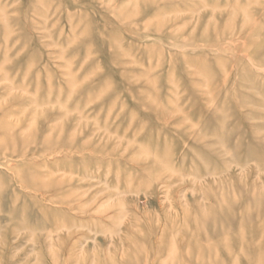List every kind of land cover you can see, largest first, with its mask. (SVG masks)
Wrapping results in <instances>:
<instances>
[{
	"label": "rangeland",
	"instance_id": "rangeland-1",
	"mask_svg": "<svg viewBox=\"0 0 264 264\" xmlns=\"http://www.w3.org/2000/svg\"><path fill=\"white\" fill-rule=\"evenodd\" d=\"M263 249L264 0H0V264Z\"/></svg>",
	"mask_w": 264,
	"mask_h": 264
},
{
	"label": "bare ground",
	"instance_id": "bare-ground-1",
	"mask_svg": "<svg viewBox=\"0 0 264 264\" xmlns=\"http://www.w3.org/2000/svg\"><path fill=\"white\" fill-rule=\"evenodd\" d=\"M151 157V156H150ZM158 157V156H157ZM156 180V179H155ZM262 238V237H261ZM242 249V248H241ZM225 250H226V252L229 254V252L227 251V249L225 248ZM264 250V249H263ZM246 252V251H245ZM189 253V252H188ZM199 253H201V252H199ZM251 257V256H250ZM259 257V256H258ZM258 257H257V259H258ZM252 258V257H251ZM196 260V259H195ZM246 261L247 262H249V263H251V261H250V258L249 257H247L246 258ZM253 262H255V261H253Z\"/></svg>",
	"mask_w": 264,
	"mask_h": 264
}]
</instances>
